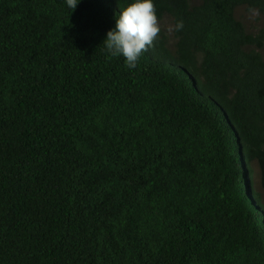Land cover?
I'll return each mask as SVG.
<instances>
[{
  "label": "trees",
  "instance_id": "16d2710c",
  "mask_svg": "<svg viewBox=\"0 0 264 264\" xmlns=\"http://www.w3.org/2000/svg\"><path fill=\"white\" fill-rule=\"evenodd\" d=\"M126 2L0 0V264H264V0H154L135 68Z\"/></svg>",
  "mask_w": 264,
  "mask_h": 264
},
{
  "label": "clouds",
  "instance_id": "9594fccd",
  "mask_svg": "<svg viewBox=\"0 0 264 264\" xmlns=\"http://www.w3.org/2000/svg\"><path fill=\"white\" fill-rule=\"evenodd\" d=\"M65 3L69 9L74 11L80 0H65ZM114 22L115 26L111 28ZM261 23L262 21L256 26L260 27ZM183 27V21L178 20L174 28L170 27L169 31L179 32ZM161 31L162 27L154 0H127L125 6L120 8L115 19L108 26V31L102 43L110 55L122 56L128 68H135L140 57L147 53L158 40ZM205 84L204 81L190 80L194 99L199 103L212 102L210 90ZM221 112L222 110L218 113ZM225 116L227 115L225 114ZM246 179L248 193H250L248 181L251 176L249 173L246 174ZM260 233L264 237V221Z\"/></svg>",
  "mask_w": 264,
  "mask_h": 264
}]
</instances>
